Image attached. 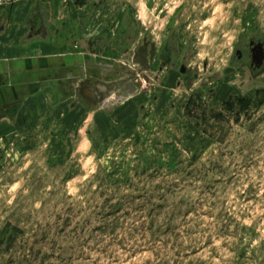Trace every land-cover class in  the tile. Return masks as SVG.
<instances>
[{"label":"rangeland","instance_id":"374dc122","mask_svg":"<svg viewBox=\"0 0 264 264\" xmlns=\"http://www.w3.org/2000/svg\"><path fill=\"white\" fill-rule=\"evenodd\" d=\"M23 1L98 96L0 137V264H264V0Z\"/></svg>","mask_w":264,"mask_h":264},{"label":"crops","instance_id":"0c3cea01","mask_svg":"<svg viewBox=\"0 0 264 264\" xmlns=\"http://www.w3.org/2000/svg\"><path fill=\"white\" fill-rule=\"evenodd\" d=\"M24 3L20 11H0V17L6 20H0V137L21 123L57 110L66 89L84 92L91 99L98 96V86L91 84L94 78L82 79L79 75H86L85 64L77 65V60L63 55L57 37L50 41L42 22L37 25L33 21L27 28L18 22V17L14 20L12 15L25 14Z\"/></svg>","mask_w":264,"mask_h":264},{"label":"flooded vegetation","instance_id":"af4514ba","mask_svg":"<svg viewBox=\"0 0 264 264\" xmlns=\"http://www.w3.org/2000/svg\"><path fill=\"white\" fill-rule=\"evenodd\" d=\"M151 47L152 45L150 46V48L144 45L142 48H136L134 54L132 55V61L134 57L137 55V53H141L142 49L146 48L147 51L149 52L151 50ZM162 52H163V55L161 56L162 64L160 68L162 69L165 66V64H169L170 66L173 67L172 69H174L175 63L174 61H172L173 58L172 53L174 52L173 47L170 48L169 46H166V48L164 47ZM155 56H156V49L154 45V56L151 62H149L148 68L151 67ZM236 57H237L236 59L238 60V65L247 67L251 73V76L253 77L257 76L258 73L264 70V40L254 36L251 37L247 42V47L245 52L238 50L236 53ZM140 65L144 67L142 64ZM178 71L180 74H182L183 77L188 76L189 74V71L186 69L184 65H180ZM109 88H110L109 85H107L106 88H102V93L107 94L106 92Z\"/></svg>","mask_w":264,"mask_h":264},{"label":"water","instance_id":"95a60500","mask_svg":"<svg viewBox=\"0 0 264 264\" xmlns=\"http://www.w3.org/2000/svg\"><path fill=\"white\" fill-rule=\"evenodd\" d=\"M149 55V57H148ZM154 56V45L152 44L151 50L148 52L146 48L142 49L141 53H137L133 61L139 64H142L144 67L149 66V62L153 59Z\"/></svg>","mask_w":264,"mask_h":264}]
</instances>
